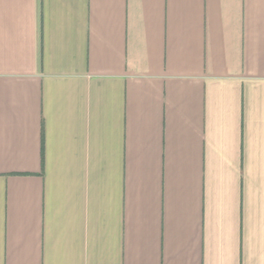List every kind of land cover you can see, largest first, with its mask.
<instances>
[{
	"label": "crops",
	"instance_id": "0c3cea01",
	"mask_svg": "<svg viewBox=\"0 0 264 264\" xmlns=\"http://www.w3.org/2000/svg\"><path fill=\"white\" fill-rule=\"evenodd\" d=\"M0 264H264V0H0Z\"/></svg>",
	"mask_w": 264,
	"mask_h": 264
}]
</instances>
